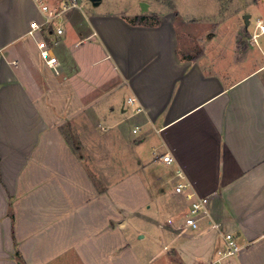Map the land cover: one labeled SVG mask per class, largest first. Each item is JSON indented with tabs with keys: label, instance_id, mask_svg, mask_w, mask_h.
Wrapping results in <instances>:
<instances>
[{
	"label": "crops",
	"instance_id": "crops-1",
	"mask_svg": "<svg viewBox=\"0 0 264 264\" xmlns=\"http://www.w3.org/2000/svg\"><path fill=\"white\" fill-rule=\"evenodd\" d=\"M41 18L0 0V264H264V48L212 31L185 48L175 15L86 5L34 38ZM189 192L222 230L168 223ZM228 232L241 249L216 262Z\"/></svg>",
	"mask_w": 264,
	"mask_h": 264
},
{
	"label": "rangeland",
	"instance_id": "rangeland-1",
	"mask_svg": "<svg viewBox=\"0 0 264 264\" xmlns=\"http://www.w3.org/2000/svg\"><path fill=\"white\" fill-rule=\"evenodd\" d=\"M81 1L95 11L122 12L132 20L137 15H145L142 21L145 23H156L161 16L175 15L179 29L186 33L183 36L185 48L206 43L209 31L227 36L226 40L234 46L247 48L257 22L264 23V0H101L97 6L91 0ZM141 1L148 3V10H141ZM245 14L249 15L248 25ZM80 15L77 12L72 16L79 18ZM255 43L264 48V33Z\"/></svg>",
	"mask_w": 264,
	"mask_h": 264
},
{
	"label": "built area",
	"instance_id": "built-area-1",
	"mask_svg": "<svg viewBox=\"0 0 264 264\" xmlns=\"http://www.w3.org/2000/svg\"><path fill=\"white\" fill-rule=\"evenodd\" d=\"M41 12V20H34L30 25L28 34L34 38L38 37L43 33H49L54 31L57 35H63L65 32L66 20L70 13L76 10H82L84 4L81 0H34ZM264 33V23L263 21H258L256 24V30L251 34L249 40L258 42V38ZM56 42L48 41L46 38L38 39V48L40 50V55L43 61L52 67H55L59 63L58 56L55 52L54 46ZM129 104H135L137 102L136 97L129 96L127 99ZM143 110L141 105H138L136 111L140 112ZM136 132L137 129H134ZM162 159L167 163L173 162V157L169 153H165ZM178 177L183 178L181 172L178 173ZM188 183L184 181L178 182L176 185V191L181 192L186 189ZM188 198L191 200V205L189 210L185 214L183 221L176 224L173 218L168 219V223L175 226L177 229L184 228H197L201 221L207 219L211 227L218 230H222V223L214 220L212 215V210L210 208V200L208 197L195 196L193 192L187 194ZM225 247L218 250L219 258L216 262L224 257H228L238 253L241 246L238 244L236 237L233 233H226L224 235ZM214 261L208 264H214Z\"/></svg>",
	"mask_w": 264,
	"mask_h": 264
},
{
	"label": "water",
	"instance_id": "water-1",
	"mask_svg": "<svg viewBox=\"0 0 264 264\" xmlns=\"http://www.w3.org/2000/svg\"><path fill=\"white\" fill-rule=\"evenodd\" d=\"M91 1H92L95 5H98V4L101 2V0H91ZM140 6H141V10H142L143 12L146 11V10H148V3H147V2H145V1H141ZM244 19H245V23H246V25H248L249 22H250L249 15H248V14H245V15H244Z\"/></svg>",
	"mask_w": 264,
	"mask_h": 264
},
{
	"label": "trees",
	"instance_id": "trees-1",
	"mask_svg": "<svg viewBox=\"0 0 264 264\" xmlns=\"http://www.w3.org/2000/svg\"><path fill=\"white\" fill-rule=\"evenodd\" d=\"M145 15H138L135 17V21L136 22H142L145 19ZM16 255L19 259H21V253L18 249H16Z\"/></svg>",
	"mask_w": 264,
	"mask_h": 264
}]
</instances>
